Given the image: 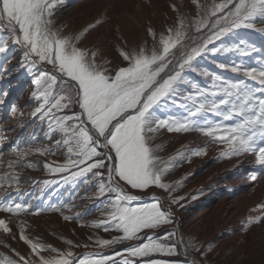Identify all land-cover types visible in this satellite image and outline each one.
I'll use <instances>...</instances> for the list:
<instances>
[{
	"label": "snow or ice",
	"instance_id": "6c2138e0",
	"mask_svg": "<svg viewBox=\"0 0 264 264\" xmlns=\"http://www.w3.org/2000/svg\"><path fill=\"white\" fill-rule=\"evenodd\" d=\"M193 2L197 4L196 17L179 16L166 34H159L158 40L157 33L148 29L153 38L151 49L141 45L130 51L120 50L126 63L109 68L97 62V52L78 46L85 33L104 23L103 19L96 20L77 35H66L61 27L55 26V0H0V79L9 73L11 53L19 47L23 50L20 67L33 77L35 86L31 98L37 106L30 115L46 122L48 131L44 136L54 144L26 145L23 149L17 145L16 160L10 161L8 167H34L23 163L24 158L32 154L54 156L60 150L62 161L46 162L45 169L53 174L68 173L63 177L65 182L81 178L85 185L94 182L96 191L91 198L105 197L107 202L103 213L106 219L92 226L108 231L111 225L122 233L111 240L98 239L96 243L110 247L123 241H147L127 248V257H150L153 253L177 255L175 246L148 235L150 230L173 223L171 210L154 194L152 202L134 203L142 200L141 193L153 187L174 191L171 184L165 183V176L175 167L171 161L177 157L165 163L156 154L159 146H153L161 130L200 132L213 142L225 145L221 158L253 154L250 179L255 181L264 175V67L217 64L221 70L242 73L259 87H249L244 80L232 81L199 67L200 60L209 55L232 50L244 51L247 55L257 50L242 39L234 49L225 47L223 38L236 35L241 28L255 29L257 19L264 21V0H222L211 6L201 5L198 0ZM257 30L264 32V28ZM216 41H220L219 46ZM240 45H244V49ZM41 64L50 65L51 70L38 68ZM189 72L210 78L211 87L192 83ZM57 83L63 86L60 94L53 92V85ZM185 84L191 85V92L182 89ZM170 102L178 103L182 109L180 114L162 115L170 111ZM74 107L76 111H72ZM17 111L13 104L11 112L15 115ZM209 114L222 119L212 121ZM229 121L232 123H225ZM57 133L60 139H54ZM191 154L202 156L206 149L200 148ZM0 156H3L2 150ZM4 175L9 179V187L13 183L19 185V172ZM3 187L0 184V188ZM29 208L23 203L0 201V212L11 214L7 219L0 218V231L15 238L10 227L12 216L61 211L53 206L30 213ZM258 208L264 210V203ZM64 219L71 217L64 216ZM261 222L264 215L249 216L245 230ZM18 227L19 239L28 245L30 252L22 255L13 249L18 259L3 256L0 264H109V261L117 264L114 257L77 259L71 249L79 245H73L72 241H65L68 249L59 250L26 235V222L21 221ZM173 235L175 232H170L164 239ZM188 247L200 251V247L191 242ZM120 264H134V261L123 258ZM147 264L167 262L151 259Z\"/></svg>",
	"mask_w": 264,
	"mask_h": 264
},
{
	"label": "rangeland",
	"instance_id": "374dc122",
	"mask_svg": "<svg viewBox=\"0 0 264 264\" xmlns=\"http://www.w3.org/2000/svg\"><path fill=\"white\" fill-rule=\"evenodd\" d=\"M198 2L211 6L213 3H221L222 0ZM55 3V26L61 27L66 35H77L96 20H104L94 30L85 33L78 46L97 52V62L109 68L124 66L126 63L120 50L130 51L141 45L151 49L153 38L148 29L157 33L158 40L159 34H166V30L178 22L179 16L196 17L198 11L193 0H55ZM255 24V29H238L236 35L224 37L223 41L225 47L234 49L242 39L249 46L254 45L256 51L247 55L244 51L237 50L209 55L200 60L199 67L232 81L244 80L249 87H259L242 73L221 70L217 66L218 63H236L249 68L264 67V32L257 30L264 28V21L257 19ZM215 44L219 46L220 41ZM240 47L244 49V45ZM11 55L9 73L0 79V150L3 152V156H0V184L4 185L0 188V201L30 204V213L53 206L61 208V211L45 210L39 214L12 216L10 227L15 238H12V234L0 231V241L3 242L0 243V257L18 259L13 249L22 255L30 252L28 245L19 239L18 224L24 221L25 234L30 238H39L41 242L59 250L69 248L66 240L72 241L73 245H79L71 249L77 258L114 257L117 264L123 258L132 259L134 264H147L151 259L163 260L167 264H192L193 260L186 254L181 242L182 231L186 245L191 242L200 247V251L187 248L199 264H264V222L245 230L249 216L264 215V210L258 208V205L264 203V175L255 181L250 179L249 172L254 167L253 154L221 158L220 152L225 145L213 142L200 132L177 133L161 130L157 134L153 141V146H159L156 154L165 163H169L171 157H177L175 161H171L175 167L165 176V183L171 184L174 191L165 192L153 187L147 193H141V201L134 202H152L151 196L154 194L165 208L171 210L173 223L150 230L148 235L154 236L159 242L175 246L177 255L153 253L150 257H127V248L138 246L147 242L146 240L123 241L110 247L98 245V239L111 240L122 233L111 225L108 231L103 227L92 226L94 222L106 219L103 213L107 202L105 197L91 198L96 191L94 182L85 185L82 178L75 182H65L63 177L68 173L53 174L45 169L46 162L51 164L53 161H62L60 150L54 156L32 154L25 157L22 162L31 163L34 167H8L10 161L16 160L17 145L21 149L26 145L54 146L53 141L44 136L48 131L46 122L42 123L30 115L37 102L31 98L35 87L33 77L25 68L20 67L23 50L16 47ZM38 68L51 70L50 65L41 64ZM187 75L192 83L204 88L211 87L210 78L195 72ZM62 87L59 83L54 84V94H60ZM182 89L186 93L192 91L190 84L183 85ZM3 93L7 95L4 96ZM178 103L173 105L170 102V111L162 115L180 114L182 109ZM13 104L18 108L15 115L11 112ZM76 110L75 107L72 109ZM65 112L71 114L68 110ZM209 119L216 121L222 118L209 114ZM54 139H60L59 133L55 134ZM200 148L206 149L205 155L191 154ZM12 171L20 173V183L18 186L13 183L9 187V179L4 174ZM44 181L49 183L45 185ZM173 200L177 202L173 203ZM230 202L233 203L231 208L228 207ZM241 203H244L242 208L237 210ZM10 215L0 212V218L7 219ZM64 216L71 219L65 220ZM170 232H175V235L165 240L164 237ZM209 247L211 251L206 252Z\"/></svg>",
	"mask_w": 264,
	"mask_h": 264
},
{
	"label": "bare ground",
	"instance_id": "6f19581e",
	"mask_svg": "<svg viewBox=\"0 0 264 264\" xmlns=\"http://www.w3.org/2000/svg\"><path fill=\"white\" fill-rule=\"evenodd\" d=\"M249 156H250V155H249ZM16 193H17V192H16ZM11 195H12V194H11ZM15 198H16V197H15ZM17 199H18V198H17ZM13 200H14V199H13ZM232 202H234V201H232ZM232 202L228 203V207H230V208L233 207V203H232ZM243 204H244V203H241V205H240V206H237L236 209H237V210H238V209H241L242 206H243ZM202 205H203V204H202ZM180 233H181V234H180V238H181V240L184 241V238H183V235H182V231H180ZM184 242H185V241H184ZM182 245H183V243H182ZM183 248H184V250H185L184 245H183ZM7 252H8V251L6 250V253H7ZM198 264H199V263H198Z\"/></svg>",
	"mask_w": 264,
	"mask_h": 264
},
{
	"label": "water",
	"instance_id": "95a60500",
	"mask_svg": "<svg viewBox=\"0 0 264 264\" xmlns=\"http://www.w3.org/2000/svg\"><path fill=\"white\" fill-rule=\"evenodd\" d=\"M182 243H183V245H184V247H185V251H186V254L193 260V261H195L194 260V257L188 252V249L186 248V244H185V242L182 240ZM195 263L196 264H198L196 261H195Z\"/></svg>",
	"mask_w": 264,
	"mask_h": 264
},
{
	"label": "crops",
	"instance_id": "0c3cea01",
	"mask_svg": "<svg viewBox=\"0 0 264 264\" xmlns=\"http://www.w3.org/2000/svg\"><path fill=\"white\" fill-rule=\"evenodd\" d=\"M40 201L42 202V200H40ZM36 202H37V201H36ZM28 203H30V202H28ZM27 205H29V206H30V204H27ZM80 257H81V256H80ZM80 257H79V258H80ZM79 258H77V259H79Z\"/></svg>",
	"mask_w": 264,
	"mask_h": 264
}]
</instances>
